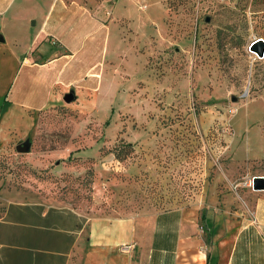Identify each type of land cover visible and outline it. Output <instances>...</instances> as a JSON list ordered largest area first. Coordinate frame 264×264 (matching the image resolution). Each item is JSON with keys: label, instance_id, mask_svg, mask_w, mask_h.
<instances>
[{"label": "rangeland", "instance_id": "374dc122", "mask_svg": "<svg viewBox=\"0 0 264 264\" xmlns=\"http://www.w3.org/2000/svg\"><path fill=\"white\" fill-rule=\"evenodd\" d=\"M90 1L102 22L115 20L114 59L94 83L56 85L29 131L9 132L0 189L96 201L139 222L175 207L194 218L223 197L251 216L248 191H264L251 185L264 175V54L248 44L264 39V0H131L119 18L113 0Z\"/></svg>", "mask_w": 264, "mask_h": 264}, {"label": "crops", "instance_id": "0c3cea01", "mask_svg": "<svg viewBox=\"0 0 264 264\" xmlns=\"http://www.w3.org/2000/svg\"><path fill=\"white\" fill-rule=\"evenodd\" d=\"M89 2L0 0V146L12 129L29 131L56 85L94 83L114 59L105 46L115 20L102 22ZM129 2L113 0V15ZM89 68L96 72L85 74ZM248 192L251 216L223 197L219 206L207 200L194 218L175 207L139 222L96 201L74 206L52 192L2 188L0 264H264V191Z\"/></svg>", "mask_w": 264, "mask_h": 264}, {"label": "water", "instance_id": "95a60500", "mask_svg": "<svg viewBox=\"0 0 264 264\" xmlns=\"http://www.w3.org/2000/svg\"><path fill=\"white\" fill-rule=\"evenodd\" d=\"M209 16H205V20H208ZM2 39V36L0 35V40ZM248 48L255 51L258 56H263L264 54V39L262 37H256L252 39L249 44ZM63 98L66 101L72 100L74 98V92L72 90H69L63 94ZM234 98V96H233ZM16 148L18 150H27L28 145L24 143H18L16 144ZM251 185L254 189H264V175L262 174H255L252 176L251 179Z\"/></svg>", "mask_w": 264, "mask_h": 264}, {"label": "trees", "instance_id": "16d2710c", "mask_svg": "<svg viewBox=\"0 0 264 264\" xmlns=\"http://www.w3.org/2000/svg\"><path fill=\"white\" fill-rule=\"evenodd\" d=\"M204 217H205V216H204V214H203V212H202V214H201V218H202V220L204 219Z\"/></svg>", "mask_w": 264, "mask_h": 264}]
</instances>
